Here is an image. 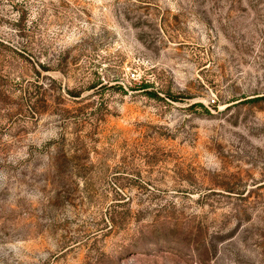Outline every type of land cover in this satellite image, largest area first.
<instances>
[{
    "label": "rangeland",
    "instance_id": "rangeland-1",
    "mask_svg": "<svg viewBox=\"0 0 264 264\" xmlns=\"http://www.w3.org/2000/svg\"><path fill=\"white\" fill-rule=\"evenodd\" d=\"M0 264H264V0H0Z\"/></svg>",
    "mask_w": 264,
    "mask_h": 264
},
{
    "label": "trees",
    "instance_id": "trees-1",
    "mask_svg": "<svg viewBox=\"0 0 264 264\" xmlns=\"http://www.w3.org/2000/svg\"><path fill=\"white\" fill-rule=\"evenodd\" d=\"M148 88V85H147V83H144V84H141L139 87H138V89H141V90H145V89H147ZM147 95H154V94H151V93H147ZM71 96V95H70ZM71 97H74V96H71Z\"/></svg>",
    "mask_w": 264,
    "mask_h": 264
}]
</instances>
